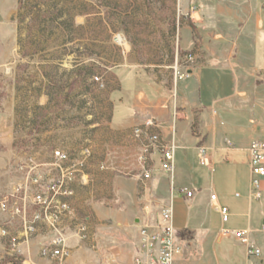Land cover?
Here are the masks:
<instances>
[{
  "label": "crops",
  "instance_id": "0c3cea01",
  "mask_svg": "<svg viewBox=\"0 0 264 264\" xmlns=\"http://www.w3.org/2000/svg\"><path fill=\"white\" fill-rule=\"evenodd\" d=\"M177 7L176 59L193 57L188 75L169 88L139 64L112 70L115 107L110 135L90 142L88 159L106 172L78 175L63 226L71 229L73 221L94 206L87 199L88 189L103 192L109 186L129 199L122 209L108 213L94 207L102 226L111 222L123 235L120 243L132 239L129 247L113 252L115 264H135L136 258L152 264L153 254L141 246V229L154 228L164 208L171 210L181 248L175 264H264V178L261 198L256 199L248 153L252 141L264 140V0H177ZM148 119L160 124L150 133L158 132L163 142L176 147L172 176L162 171L160 153L147 151V137L134 136V129ZM84 146L61 148L69 155L74 148L77 160ZM201 149L210 166L201 163ZM51 157L36 164L43 177L53 180L59 170ZM145 168L150 178L144 176ZM183 189L193 197L187 198ZM212 195L218 206L229 208L227 223ZM239 230L250 232L259 257L249 255L236 240L232 232ZM43 260L34 263L55 264Z\"/></svg>",
  "mask_w": 264,
  "mask_h": 264
},
{
  "label": "rangeland",
  "instance_id": "374dc122",
  "mask_svg": "<svg viewBox=\"0 0 264 264\" xmlns=\"http://www.w3.org/2000/svg\"><path fill=\"white\" fill-rule=\"evenodd\" d=\"M178 23L177 0H0V200L25 181L29 167L65 144L75 150L86 144L92 156L90 142L110 135L112 70L139 64L171 88ZM89 170L106 172L99 162L86 164ZM86 196L94 206L66 230L71 254L55 264H115L113 252L131 244L120 243L123 235L111 222L102 226L94 210L122 209L128 197L109 186ZM40 244L33 238L12 253L0 243V264H35Z\"/></svg>",
  "mask_w": 264,
  "mask_h": 264
},
{
  "label": "built area",
  "instance_id": "2783aa9c",
  "mask_svg": "<svg viewBox=\"0 0 264 264\" xmlns=\"http://www.w3.org/2000/svg\"><path fill=\"white\" fill-rule=\"evenodd\" d=\"M193 61L192 56L177 59L174 67V81L178 83L188 75L187 69ZM160 124L154 119L146 120L143 125L134 129V136L148 139L147 151L156 149L161 155V169L173 175L176 147L172 143L163 142L158 132ZM251 165V192L254 198H261V182L264 178V140H254L248 148ZM91 156L90 149H84L81 158L72 160L70 155L60 149L53 152V165L59 170L58 177L47 179L38 172V166L33 165L26 171L25 181L18 185L14 192L0 200V214H8L7 220L0 217V243L7 242L12 253H20L21 243L38 238L41 242L39 255L49 261L64 262L70 257V249L66 242L65 218L71 212V200L75 197L73 185L77 182ZM144 165L146 158L141 157ZM200 161L210 166L209 156L205 149L200 150ZM144 176L150 178L151 171L144 169ZM187 198L193 197V192L183 189ZM211 201L217 206L222 221L227 223L230 218L229 208L218 206L217 196L212 195ZM17 218L19 230L12 233L14 220ZM171 210L164 208L160 214V222L153 228L145 226L141 229V246L144 251L153 254L152 264H175L181 248L171 223ZM85 227L81 230L85 231ZM264 230V223H263ZM229 233V232H226ZM50 236H46V235ZM236 240L247 247L251 256L259 257L261 251L250 240V232L239 230L232 232ZM47 242V244H44ZM135 264H144L141 258H136Z\"/></svg>",
  "mask_w": 264,
  "mask_h": 264
},
{
  "label": "bare ground",
  "instance_id": "6f19581e",
  "mask_svg": "<svg viewBox=\"0 0 264 264\" xmlns=\"http://www.w3.org/2000/svg\"><path fill=\"white\" fill-rule=\"evenodd\" d=\"M119 43H124L125 44V42H124V40L122 38L119 39Z\"/></svg>",
  "mask_w": 264,
  "mask_h": 264
},
{
  "label": "trees",
  "instance_id": "16d2710c",
  "mask_svg": "<svg viewBox=\"0 0 264 264\" xmlns=\"http://www.w3.org/2000/svg\"><path fill=\"white\" fill-rule=\"evenodd\" d=\"M73 88H74V86L72 85V86H71V89H73Z\"/></svg>",
  "mask_w": 264,
  "mask_h": 264
}]
</instances>
